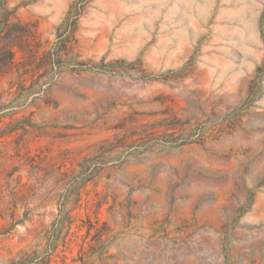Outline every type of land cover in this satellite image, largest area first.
Masks as SVG:
<instances>
[{
  "label": "rangeland",
  "instance_id": "obj_1",
  "mask_svg": "<svg viewBox=\"0 0 264 264\" xmlns=\"http://www.w3.org/2000/svg\"><path fill=\"white\" fill-rule=\"evenodd\" d=\"M7 15L0 264H264V0Z\"/></svg>",
  "mask_w": 264,
  "mask_h": 264
},
{
  "label": "trees",
  "instance_id": "obj_2",
  "mask_svg": "<svg viewBox=\"0 0 264 264\" xmlns=\"http://www.w3.org/2000/svg\"><path fill=\"white\" fill-rule=\"evenodd\" d=\"M12 24H9V16H5L3 18V25L0 28V43L4 41L5 46L2 47L3 51L5 52V59L0 57V65L8 66L10 63H13V44L11 42H6V40L12 33L11 28ZM10 43V44H9ZM6 54L8 62L6 61ZM4 57V56H3Z\"/></svg>",
  "mask_w": 264,
  "mask_h": 264
}]
</instances>
